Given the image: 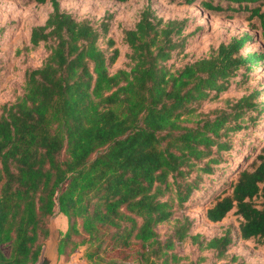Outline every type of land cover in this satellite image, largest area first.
Listing matches in <instances>:
<instances>
[{"label":"trees","instance_id":"obj_1","mask_svg":"<svg viewBox=\"0 0 264 264\" xmlns=\"http://www.w3.org/2000/svg\"><path fill=\"white\" fill-rule=\"evenodd\" d=\"M30 1L51 2L47 19L30 35L31 46L43 45L48 55L26 72L23 94L1 105L0 264L38 263L56 207L67 218L56 245L60 256L85 247L92 264H176L181 257L175 246L187 237L226 255L229 231L210 239L190 235L186 215L164 238L156 228L225 169L231 136L257 108L252 96H243L225 108L200 111L205 100L264 59V52L243 53L256 34L233 36L175 67L188 19L165 20L149 4L123 31L126 66L111 72L119 51L109 54L100 45L107 21L99 29L61 10L59 0ZM200 2L207 10L256 18L264 46V0ZM231 186L206 217L219 222L235 209L240 238L264 242V149Z\"/></svg>","mask_w":264,"mask_h":264},{"label":"rangeland","instance_id":"obj_2","mask_svg":"<svg viewBox=\"0 0 264 264\" xmlns=\"http://www.w3.org/2000/svg\"><path fill=\"white\" fill-rule=\"evenodd\" d=\"M200 1L185 4L183 0H59L61 10L79 20L88 19L99 29L102 21H107L108 30L102 33L99 42L109 54L113 49L119 51L110 67L111 72L126 66L129 49L124 42L123 31L134 27L142 10L149 4L156 15L165 20L188 19L185 30L187 42L172 59L175 67L208 55L220 43L228 42L233 36H240L244 32L256 36L243 49V53L264 52L263 41L257 36L260 27L256 18L250 22L246 12L207 10ZM51 11L49 1L38 4L30 0H0V110L3 103L13 102L23 94L26 72L41 66L47 57L48 51L43 45L31 46L30 35L32 27L43 24ZM251 23H255L256 27L253 28ZM243 96H252L257 108L249 111L248 120L243 121L245 127L231 136L233 146L221 164L225 169L218 170L213 180H204L203 189L195 192L187 204L179 207L169 221L156 228L160 237L164 238L173 230L175 219L186 215L192 221L190 235L200 234L210 239L229 231L233 242L226 255L218 257L213 250L201 249L191 237H187L175 246V251L181 257L176 264H264V242L256 238H240L241 217L235 209L219 222H211L206 217L207 209L221 197L231 194V185L237 180L239 172L250 167L255 155L264 149V59L247 73L242 70L226 89L205 100L200 111L206 113L225 108L228 103ZM66 186L67 183L62 190ZM257 203L260 204L261 199ZM49 224L52 234L45 243L40 260L52 255L50 264H92L85 257V247L78 248L68 256L58 255L57 240L67 229V218L57 207ZM2 248L7 255L10 253L9 244L2 245Z\"/></svg>","mask_w":264,"mask_h":264},{"label":"water","instance_id":"obj_3","mask_svg":"<svg viewBox=\"0 0 264 264\" xmlns=\"http://www.w3.org/2000/svg\"><path fill=\"white\" fill-rule=\"evenodd\" d=\"M51 259H52V255L47 257H42L41 260L38 262V264H50Z\"/></svg>","mask_w":264,"mask_h":264}]
</instances>
